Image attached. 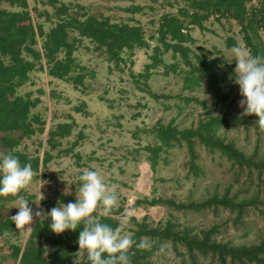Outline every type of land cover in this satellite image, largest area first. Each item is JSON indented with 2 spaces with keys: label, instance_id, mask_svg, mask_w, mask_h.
Returning <instances> with one entry per match:
<instances>
[{
  "label": "crops",
  "instance_id": "1",
  "mask_svg": "<svg viewBox=\"0 0 264 264\" xmlns=\"http://www.w3.org/2000/svg\"><path fill=\"white\" fill-rule=\"evenodd\" d=\"M149 1L0 0V68L16 66L13 56L5 51L11 41L18 44V58L32 65L22 79L12 76L13 92L6 97L21 96L33 102L26 119L29 132L16 143L5 146L7 134L0 126V152L12 151L22 163H31L34 176L19 195L37 201L44 196L39 204L30 201L34 211L37 207L48 211L59 200L74 201L84 168L99 170L105 183L115 189L118 202L111 216L119 220L125 209H140L135 205L137 195L146 194L147 181L167 160L169 148L179 144L172 141L154 160L148 148L162 145L158 126L183 129L178 125L181 116L198 107L203 114L210 113V103L226 106L228 98L236 95L239 85L231 78L235 61L228 63L223 55L230 54L237 44L249 49L242 34L240 43L235 36L219 35L214 45L209 44L206 22L211 11L193 5L159 9ZM89 16L140 26L147 44L123 46L116 49L114 57L106 45L99 46L68 28L73 61L63 75L52 74L53 62L46 49L48 34L60 20ZM215 17L216 23L222 19L219 13ZM171 18L181 27V32L175 28L174 35L164 24ZM161 31L165 33L162 40ZM65 55L61 48L57 58ZM196 56L215 59L218 84L222 92L230 90L228 98L222 101L215 96ZM7 84L0 75V90ZM68 185L72 192L65 195ZM17 202L15 196H0V264L14 259L10 255L13 247L23 250L40 219L34 217L31 225L16 227L11 215L18 211L12 206Z\"/></svg>",
  "mask_w": 264,
  "mask_h": 264
},
{
  "label": "trees",
  "instance_id": "2",
  "mask_svg": "<svg viewBox=\"0 0 264 264\" xmlns=\"http://www.w3.org/2000/svg\"><path fill=\"white\" fill-rule=\"evenodd\" d=\"M252 0H200L194 2L192 5L206 11L217 12L221 16H230L235 18L241 26V34L244 43L253 55L264 56V40L261 31L264 32V0H257L256 4L250 7L247 3ZM168 26V30L174 35L177 31L175 28H181L177 25L174 18L164 21ZM163 24V25H164ZM68 28H74L80 34L92 38L99 46L106 45L109 52L116 57V49L123 46L134 47L147 44L144 37V32L140 26H128L109 23L107 20H98L95 17L89 16L85 20H80L76 17L63 19L57 22L56 26L52 28L47 36L46 49L49 59L53 62L50 71L52 74L60 76L67 72L70 64L73 61L71 58L73 44L67 41ZM181 32V31H179ZM161 33V34H160ZM164 32H159V38L162 40ZM181 37V36H180ZM233 40H229L232 44ZM18 44L14 41L5 45V51L13 56L15 60L14 68H0V75L8 83L0 90V126H2L7 134L3 142L6 147L13 145L19 138L29 132V126L26 122L27 113L33 102L22 98L15 97L13 100H8L6 95L12 94L13 87L10 85L13 75H18L21 79L24 77L26 71L31 68V63L24 62L18 58ZM63 48L66 50L64 59H58L57 53ZM183 49H181L182 51ZM199 62V67L209 78L210 85L213 88L215 96L220 100H225L230 95V90L222 92L218 84L214 65L215 59H209L206 56H196ZM246 114L234 115L228 118L227 115H210L208 114L204 119L199 120L196 127L177 129L171 125H159L157 135L161 141L160 146L149 147V151L156 160L159 153L171 145L172 141H186L189 153L194 158L193 143L197 139L206 147L219 151L225 155L233 163L241 166L246 165L255 167L259 171L264 169V157L260 162L256 163L252 157H248L245 153L238 149L233 143L225 142L223 139L216 136V128L226 126L230 119L236 122L244 123L243 117ZM191 172L197 173L199 167L194 163L193 159L190 162ZM137 203H144L139 200ZM150 204H164L176 208L190 207L192 209H202L207 205H229L232 209L239 212L244 206L243 202L236 203L232 199L223 197H211L202 202H192L190 204H176L172 199L157 198L152 199ZM103 222L111 224L116 227L119 220L113 216L100 217ZM135 226L131 228V234L136 240L137 244L145 237L149 238L150 247L151 241L158 242L168 241L174 247L182 245L185 247L190 264H199L197 258L199 255H211L212 258H217L219 264H264V240L260 243L252 245H233L230 242H220L213 239L216 233V228L202 229L199 233H192V229L188 226L177 228V224L172 220L166 221L164 224L151 226L146 218L137 221L135 217L132 218ZM83 226L77 230H66L63 233L56 234L51 231L48 222L44 219H38L37 223L26 242L22 251L19 247H13L11 256L18 260V264H74L73 256L78 249L77 237L79 231ZM47 240L49 248L44 244ZM150 254V248H138L133 245L128 252L130 264H149L147 257ZM86 264V262H82ZM183 264H187L183 261Z\"/></svg>",
  "mask_w": 264,
  "mask_h": 264
},
{
  "label": "rangeland",
  "instance_id": "3",
  "mask_svg": "<svg viewBox=\"0 0 264 264\" xmlns=\"http://www.w3.org/2000/svg\"><path fill=\"white\" fill-rule=\"evenodd\" d=\"M196 1L199 0H150L149 2L161 9L164 5L170 8H175V5L192 6ZM256 3L257 0H252L247 6ZM149 11L156 14L153 9ZM215 13L217 12H212L206 22L209 28L207 42L214 45L215 37L219 35L235 36L239 43L242 42L240 24L230 16H222L220 22L216 23ZM261 34L264 40V32L261 31ZM235 94L228 98L226 106L210 103L208 110L210 113L203 114L198 107L189 115L181 116L178 119L179 127H196L199 120L204 119L208 114L227 115L228 118L241 114L244 111L239 104L242 99L240 89L236 90ZM243 120L246 121L241 123L230 119L226 126L216 128V136L225 142L233 143L246 156L252 157L253 161L258 163L264 157V127L256 122L258 116L255 113L246 114ZM193 149L194 158L190 155L184 140L177 146L169 148L166 154L167 160L160 164L151 176V180L147 181L146 194L137 195V200H142L144 203L135 204L140 207L133 210L136 220L141 221L146 218L151 226L172 220L178 225L177 228L188 226L192 229V233L215 227L217 231L213 239L220 242H230L233 245L260 243L264 240V169L259 171L255 167L233 163L225 155L206 147L197 139L193 143ZM191 159L199 167L197 173L189 170ZM223 196L236 203L243 202L241 211L223 204L207 205L196 210L190 207L176 208L159 203H148L152 199L164 198L172 199L176 204H190ZM134 226L132 220L123 228V232L131 233V228ZM144 239L149 240L147 237ZM44 244L49 246L47 240ZM151 246L147 257L149 264H183V261L190 264L187 251L182 245L174 247L168 241L152 240ZM197 260L199 264H219L218 259L212 258L209 254L199 255ZM5 264H18V260L10 259Z\"/></svg>",
  "mask_w": 264,
  "mask_h": 264
},
{
  "label": "clouds",
  "instance_id": "4",
  "mask_svg": "<svg viewBox=\"0 0 264 264\" xmlns=\"http://www.w3.org/2000/svg\"><path fill=\"white\" fill-rule=\"evenodd\" d=\"M228 63L235 61L231 74L233 82L239 85L242 99L239 101L245 114L255 113L256 121L264 127V56L253 55L240 45H234L230 54L223 55ZM34 176L31 163H22L19 156L12 151L0 152V196L12 195L17 198L13 204L18 211L11 215L16 227L31 225L34 217L48 222L52 232L60 234L66 230H77L83 226L77 237L78 249L74 253V264H130L128 252L133 245L138 248L150 247V241L141 239L137 244L131 233H124L134 212L125 209L119 217L116 227L103 222L100 217H110L116 207L118 196L110 188L99 170L84 168L78 176L79 186L75 190V200L65 203L59 200L48 211L37 207L34 211L30 201L19 194L30 185ZM69 185L64 194L70 195ZM102 209L98 215L94 213Z\"/></svg>",
  "mask_w": 264,
  "mask_h": 264
}]
</instances>
